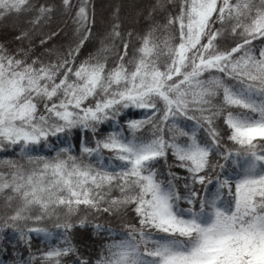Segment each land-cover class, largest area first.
Listing matches in <instances>:
<instances>
[{"label": "snow or ice", "instance_id": "snow-or-ice-1", "mask_svg": "<svg viewBox=\"0 0 264 264\" xmlns=\"http://www.w3.org/2000/svg\"><path fill=\"white\" fill-rule=\"evenodd\" d=\"M96 8L0 0V264H264V0Z\"/></svg>", "mask_w": 264, "mask_h": 264}, {"label": "trees", "instance_id": "trees-1", "mask_svg": "<svg viewBox=\"0 0 264 264\" xmlns=\"http://www.w3.org/2000/svg\"><path fill=\"white\" fill-rule=\"evenodd\" d=\"M93 2L97 6L96 12H97L98 23L102 24L103 23V17L109 15L108 8H109V5L111 4V2H108V0H93ZM117 4H119V3H117ZM122 4L124 5L123 19L125 20L126 24L129 26V30H130L132 25H135V24H138V23L141 22L139 20V11H138V9L137 10H133L132 7H130L125 2H123ZM132 11H134V13ZM12 23H14L13 20H8V21L0 20V44H3L6 39L7 40H11L13 38L9 34L10 31H11V24ZM61 27H63V25H61ZM57 30H59V29H57ZM66 36H67V33L64 34V37H66ZM38 43H39V41H37V44ZM89 48H91V45H89ZM0 158H2V157H0ZM0 171H3L2 166H0ZM3 200H4L3 194H0V202H2ZM29 226H32V227H45V224L44 223H41L39 225L30 224ZM47 226L51 227V225H47ZM33 239H34V243H35L36 246H38V247H44L45 246V244L41 242L42 238L41 239H37L34 236ZM2 258L3 257L0 256V259H2Z\"/></svg>", "mask_w": 264, "mask_h": 264}, {"label": "rangeland", "instance_id": "rangeland-1", "mask_svg": "<svg viewBox=\"0 0 264 264\" xmlns=\"http://www.w3.org/2000/svg\"><path fill=\"white\" fill-rule=\"evenodd\" d=\"M111 3H119L122 4L123 2L127 3L133 10H137L136 5L143 2V0H108ZM134 13V11H132Z\"/></svg>", "mask_w": 264, "mask_h": 264}]
</instances>
